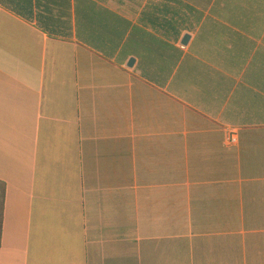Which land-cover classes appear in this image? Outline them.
Wrapping results in <instances>:
<instances>
[{
    "label": "crops",
    "instance_id": "0c3cea01",
    "mask_svg": "<svg viewBox=\"0 0 264 264\" xmlns=\"http://www.w3.org/2000/svg\"><path fill=\"white\" fill-rule=\"evenodd\" d=\"M0 181V264H264V0H0Z\"/></svg>",
    "mask_w": 264,
    "mask_h": 264
},
{
    "label": "trees",
    "instance_id": "16d2710c",
    "mask_svg": "<svg viewBox=\"0 0 264 264\" xmlns=\"http://www.w3.org/2000/svg\"><path fill=\"white\" fill-rule=\"evenodd\" d=\"M6 184L0 181V245L2 243Z\"/></svg>",
    "mask_w": 264,
    "mask_h": 264
},
{
    "label": "built area",
    "instance_id": "2783aa9c",
    "mask_svg": "<svg viewBox=\"0 0 264 264\" xmlns=\"http://www.w3.org/2000/svg\"><path fill=\"white\" fill-rule=\"evenodd\" d=\"M238 130L236 129H228L227 136L225 140V144L227 146H235L238 144Z\"/></svg>",
    "mask_w": 264,
    "mask_h": 264
},
{
    "label": "water",
    "instance_id": "95a60500",
    "mask_svg": "<svg viewBox=\"0 0 264 264\" xmlns=\"http://www.w3.org/2000/svg\"><path fill=\"white\" fill-rule=\"evenodd\" d=\"M189 39H190V37H189V36H186V37L184 38V40H183V43H184V44L188 43Z\"/></svg>",
    "mask_w": 264,
    "mask_h": 264
}]
</instances>
